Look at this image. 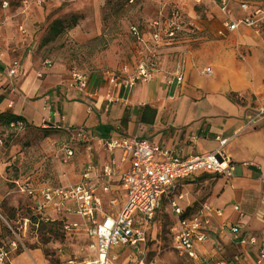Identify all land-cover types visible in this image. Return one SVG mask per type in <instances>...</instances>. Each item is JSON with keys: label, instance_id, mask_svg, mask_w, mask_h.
<instances>
[{"label": "rangeland", "instance_id": "1", "mask_svg": "<svg viewBox=\"0 0 264 264\" xmlns=\"http://www.w3.org/2000/svg\"><path fill=\"white\" fill-rule=\"evenodd\" d=\"M157 1L144 0L146 7L139 8L127 7L123 0H81L46 11L42 23L26 26L29 36L25 41L17 39L20 32L7 25L5 37L12 43L9 53L18 59L36 54L50 62H66L73 72L91 73L107 62L109 50L115 48V54L120 55L118 66L134 68L129 23L153 18L157 12L153 4ZM195 3L194 13L186 23L187 31L182 35L184 41L176 45L174 53L166 55L165 66L151 83L159 81V87L168 86L170 94L182 93L186 85H177L174 73L179 62L184 60L187 85L190 72L217 79L231 102L253 115L256 111L263 112V35L256 36L246 28L227 32L224 28L227 18L220 0L212 6L202 5L201 1ZM229 8L235 19L243 16L238 5ZM55 21L60 22V34L56 37L51 31ZM207 67L212 68V74H201ZM4 122L0 118V253L8 254L7 264H80L88 255L82 227L66 230L57 215L52 216L54 222L41 221L38 226L34 225L32 201L11 182H29L34 186L73 185L81 181L85 168L104 169L108 153L97 140L99 137L93 134L96 139L90 143L78 139L70 143L75 154L65 165L55 158V151L69 141L62 130L37 129L16 123L6 126ZM201 205L197 202L190 206V215L197 213ZM256 206L252 205L251 215L247 211L244 217H231L227 224L242 222L251 229L252 222L264 220L256 216ZM23 217L32 218L25 235L19 224ZM174 219L169 202L162 203L154 213L142 254L121 251L115 264H140L141 259L147 264H195L173 249L170 227ZM225 230L230 233L228 228ZM212 238L220 248L216 234ZM221 252L229 258L234 250L221 247Z\"/></svg>", "mask_w": 264, "mask_h": 264}, {"label": "crops", "instance_id": "2", "mask_svg": "<svg viewBox=\"0 0 264 264\" xmlns=\"http://www.w3.org/2000/svg\"><path fill=\"white\" fill-rule=\"evenodd\" d=\"M8 1L9 8L0 10V49L3 51V59L0 61V111L22 117V123L31 128H86L92 135L103 139H115L119 135L145 139L160 147L173 149L181 158L208 155L218 149V138L229 139L231 143L228 148L234 153L236 162L233 177L227 179L208 173L180 182L179 191L184 197L179 205L185 213L197 202L221 209L222 217H215L212 221L209 239L204 245L205 251L216 253L226 261L238 257L239 264H255V248H243L236 244L232 235L222 230V227L236 225L227 224L231 217H244L241 213L247 211L251 215L254 204L258 205L255 209L258 219L264 217V111L250 114L229 100L219 80L203 78L191 72L188 85L187 73H184V81L180 85L185 83L186 88H183L180 95L178 91L170 94L168 86L159 87V81L150 82L147 86L137 84L131 89L113 87L109 81L110 74L121 69L118 66L120 55L115 54V48L109 50L107 62L91 73L73 72L68 63L63 61L50 62L36 54L26 55L19 59L21 72L12 90L9 86L8 65L15 57L9 53L12 43L5 37L7 25L9 29L16 28L18 32L23 28L25 34L20 32L21 36L17 39L25 41L29 36L26 26L42 23L46 11L58 7L34 8L31 12L22 13L20 0ZM195 1L208 6L218 2L158 0L153 4L157 9L153 18L129 23L134 66L143 59L145 52L133 38L131 28L137 26L141 30L145 29L158 20L161 13L166 14L172 4L188 20L194 13ZM245 1L254 7L264 8V0ZM242 2L244 0H229V7L238 5L240 9ZM123 3L127 7H146L144 0H137L132 6L124 0ZM8 33L10 35L11 30ZM177 44L163 46L158 50L160 69L165 66L166 55L174 53ZM74 74L85 77L84 90L68 87ZM10 104L12 108H9ZM243 125H248V128L234 138L238 127ZM107 153L109 163L110 154ZM235 206L239 207L240 212L234 210ZM260 222L251 223L255 230L247 228L242 222L238 225L264 240V220ZM213 234H216L220 248L215 246ZM221 247L233 249V255L229 258L224 256Z\"/></svg>", "mask_w": 264, "mask_h": 264}, {"label": "built area", "instance_id": "3", "mask_svg": "<svg viewBox=\"0 0 264 264\" xmlns=\"http://www.w3.org/2000/svg\"><path fill=\"white\" fill-rule=\"evenodd\" d=\"M79 1L81 0H20L22 13L31 12L34 8L61 7ZM124 1L132 6L137 0ZM0 3L2 11L10 6L8 0H0ZM220 3L227 18L224 24L227 32H238L246 28L256 36L263 35L264 40V8L242 2L239 7L244 15L235 19L229 8V0H220ZM186 23L185 16L172 4L166 14L161 13L159 19L145 29L132 27L130 32L133 38L145 52L143 59L134 68L125 65L110 74V84L125 89H131L137 84L147 86L160 71L158 50L163 46L183 41L182 35L187 31ZM20 32L25 34L23 28H20ZM2 59L3 51L0 49V61ZM20 72V60H11L8 65V78L12 90L15 89ZM184 73V62L180 61L174 73L177 85L183 83ZM201 74L211 75L212 68H204ZM68 87L84 90L85 77L74 74ZM9 108H12V104ZM16 124L22 126L23 123L18 121ZM47 128L62 130L69 137V141L55 151V158L65 165L69 164L75 154V149L70 143L76 139L83 143L96 139L86 128ZM247 128L248 125L238 127L234 138ZM97 140L109 152L110 161L102 170L92 166L85 168L79 183L34 186L29 182H11L32 201L31 209L35 217L33 220L36 219L34 225L38 226L41 221L54 222L52 216L57 215L61 217L66 230L81 226L87 241L88 255L80 264H115L121 251H136L142 254L155 211L162 203L169 202L175 214L170 227L172 246L178 255L195 264L240 263L238 257L226 261L218 254H209L204 249L213 219L223 215L221 209L202 204L197 213L184 216L185 210L179 205V201L184 197L179 191L180 182L208 173L227 179L233 177L236 162L234 153L228 148L231 143L229 139L218 138V149L213 153L188 158L178 157L173 149L126 135H119L115 139ZM104 203L107 207H104ZM234 210L240 212L238 206H235ZM19 224L25 235L32 225V218L23 217ZM226 228L227 226H223L222 230ZM228 229L233 242L243 248H255V264L264 263V240L244 231L238 224ZM8 260V254L1 252L0 264H7ZM140 264L147 263L141 259Z\"/></svg>", "mask_w": 264, "mask_h": 264}, {"label": "trees", "instance_id": "4", "mask_svg": "<svg viewBox=\"0 0 264 264\" xmlns=\"http://www.w3.org/2000/svg\"><path fill=\"white\" fill-rule=\"evenodd\" d=\"M59 25H60L59 21L53 22V25L51 27V31H52L54 37H56L60 34V26ZM1 101H2V99H0V103H1ZM146 109H148V107ZM0 118H2L3 121H5L4 125H6V126H9L13 123H17L18 121H21V122L24 121V119L22 117H18L16 115H12L10 113H0ZM143 121L146 122V120H144V119H143ZM205 178H208V177H205ZM191 211H192V209H187L184 216L190 215Z\"/></svg>", "mask_w": 264, "mask_h": 264}]
</instances>
